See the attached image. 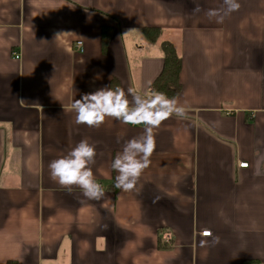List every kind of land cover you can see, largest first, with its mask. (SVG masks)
<instances>
[{"label":"crops","instance_id":"0c3cea01","mask_svg":"<svg viewBox=\"0 0 264 264\" xmlns=\"http://www.w3.org/2000/svg\"><path fill=\"white\" fill-rule=\"evenodd\" d=\"M238 2L218 24L206 12L223 0H0V264H264V0ZM164 41L188 115L154 130L152 164L123 192L111 162L143 126L77 125L71 103L104 86L150 94ZM84 138L100 201L50 178Z\"/></svg>","mask_w":264,"mask_h":264},{"label":"clouds","instance_id":"9594fccd","mask_svg":"<svg viewBox=\"0 0 264 264\" xmlns=\"http://www.w3.org/2000/svg\"><path fill=\"white\" fill-rule=\"evenodd\" d=\"M223 5L220 9H209L206 15L219 24L241 7L238 0H223ZM194 11L199 12L200 8ZM71 110L75 113V123L89 128H99L108 118L126 125L143 126L142 133L126 140L122 150L116 153L111 162L112 170L117 173L114 187L123 192L138 191L137 185L142 174L151 166V157L157 147L154 130L173 117L186 119L188 115L177 97H169L154 89L150 94L142 95L133 88L125 90L120 86H104L83 93L72 101ZM96 156V146L87 138L81 139L65 155L50 161L48 168L51 180L69 192L74 186L78 187L87 200H102L105 189L97 182L92 168ZM202 235L212 237L213 233L210 229H204ZM219 242L218 236L211 241L215 244ZM209 244L208 239L199 241L201 248Z\"/></svg>","mask_w":264,"mask_h":264},{"label":"trees","instance_id":"16d2710c","mask_svg":"<svg viewBox=\"0 0 264 264\" xmlns=\"http://www.w3.org/2000/svg\"><path fill=\"white\" fill-rule=\"evenodd\" d=\"M145 33L150 40H157L160 35V29L146 28ZM162 49L165 54V65L162 72L151 85V91L154 89L166 93L169 97H175L181 91L180 73L182 61L171 42L164 41ZM160 246L164 247L163 243ZM253 264H256V262Z\"/></svg>","mask_w":264,"mask_h":264},{"label":"built area","instance_id":"2783aa9c","mask_svg":"<svg viewBox=\"0 0 264 264\" xmlns=\"http://www.w3.org/2000/svg\"><path fill=\"white\" fill-rule=\"evenodd\" d=\"M75 49L76 51H80L82 52L83 51V42L82 41H77L76 44H75ZM13 56L17 59L20 58V53L19 52H13ZM240 167L244 168V167H248V163H240ZM201 235H202V232H201ZM165 242L167 244H171V236L170 234H166L165 236Z\"/></svg>","mask_w":264,"mask_h":264}]
</instances>
